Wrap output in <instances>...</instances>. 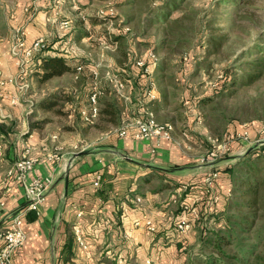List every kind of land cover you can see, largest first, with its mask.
Wrapping results in <instances>:
<instances>
[{"label":"rangeland","instance_id":"374dc122","mask_svg":"<svg viewBox=\"0 0 264 264\" xmlns=\"http://www.w3.org/2000/svg\"><path fill=\"white\" fill-rule=\"evenodd\" d=\"M20 1L0 0V54L7 46L5 53L8 52L13 64L10 51L18 33L23 31L29 42L27 24L34 22L36 27L42 24L44 30L38 37L44 38L50 54H63L69 59L86 55L84 58L95 64L97 77L92 78V82L102 93L99 96L102 109L105 94L117 105L114 84L109 82L116 73L112 68L115 59L130 70L132 61L145 59L151 51L157 66L150 76L158 71L155 77H160V81L157 80L160 92L159 89L157 92L164 94L167 101L162 124L171 127V137L193 156L195 164L212 148L226 143L238 130L252 132L243 148L235 150L226 144L220 154L218 160L224 161L230 160L228 155L238 156L226 167L230 190L224 212L221 211L214 221L205 219L206 213L199 212L196 219L199 223L196 221L193 231L195 240L186 249V262L189 264L192 259L193 264H205L212 252L210 246L206 248L201 243L205 233L209 237L213 233L229 234L232 250L240 243L257 245V250H264V157L247 153L249 148L264 142V71L251 82L241 84L239 80L244 69L250 70L257 58L252 52L254 47L264 39V0H184L167 17L161 14L162 0H30L29 4ZM38 15L44 17L43 23L37 19ZM103 15L112 18L89 27L88 17ZM159 15L163 17L158 18ZM176 19L179 22L172 24ZM81 33H89L90 40L86 39L79 46L77 37ZM117 33L122 35L117 48L108 47L109 38ZM63 42L66 44L61 45ZM125 53H128V60H125ZM35 58L24 68L21 81L26 88L18 95L28 117L32 122L47 118L48 125L63 127L66 131L72 120L78 125L84 124L78 113L69 118L70 110H65L70 101L71 105L79 102L77 96H69V93L75 90L80 96L81 82L72 74L64 80L54 77L40 83L34 72ZM84 71L85 68L79 77ZM15 74L16 71L12 76ZM217 90L223 94L216 95ZM28 94L29 102L24 100ZM52 94L54 96L50 97ZM47 97L50 103H55L56 109L66 114L38 106ZM105 119L103 116L93 125L84 124L80 128L83 137L94 139L101 132H107ZM89 126L95 127L89 129ZM261 148L264 145L259 146Z\"/></svg>","mask_w":264,"mask_h":264},{"label":"crops","instance_id":"0c3cea01","mask_svg":"<svg viewBox=\"0 0 264 264\" xmlns=\"http://www.w3.org/2000/svg\"><path fill=\"white\" fill-rule=\"evenodd\" d=\"M20 2L29 4L30 0ZM38 18L43 23L44 17L38 15ZM36 26L34 22L26 26L29 41L43 33L44 26ZM86 39L89 41L90 37L82 38L78 45L84 44ZM108 47L117 48L110 44ZM7 49V46L3 47L0 54V80H7L16 71L8 52L5 53ZM44 56H60L72 65H75V60L84 59L82 66L85 71L78 80L82 85L94 84L92 73L97 67L90 59L84 58L86 55L69 59L63 54L46 51L41 55ZM122 65L115 59L114 72H119ZM157 72L155 70L153 77H147L134 64L131 65L123 91L115 94L118 124L113 126L104 121L108 124L107 132H101L94 139L83 137L80 128L85 123L78 125L73 120L67 131L48 124L40 129H31L25 106L9 103V97L19 95L16 89L11 84L0 86V129L6 131L0 134V202L4 203L0 207V229L7 226L8 214L26 205L22 186L8 174L25 150L36 159L30 177H48L52 181L38 211H27L24 216L26 239L22 247L12 254V264H187L186 249L195 240L193 231L199 221H193L183 213L178 201L173 199L189 203L193 197H198L201 200L199 212L202 215L206 213L205 219H218L229 196L230 175L226 167L232 160H218L202 166L198 162L195 164L193 156L184 151L174 138L162 141L152 153L154 140H134L133 129H129L125 137L118 136L117 129L135 117L149 116L163 123L162 116L166 114L162 113L167 101L164 94L157 92L158 89L160 92L157 84L160 77H155ZM72 74L64 73L60 79ZM150 81L156 87L152 100L144 93ZM70 92L73 97H79V92ZM29 98L30 94L24 100L29 102ZM65 109L70 110L69 118L78 111L76 103L66 104ZM93 127L89 126V129ZM231 146L236 150L243 148L245 143L236 141ZM81 151L86 153L79 155ZM54 152L61 156L60 159H49ZM210 170L218 172L212 190L218 197V203L209 207L203 204L208 196L203 191L202 179ZM97 176H100V181L94 186ZM136 197L141 198L139 205L134 203ZM79 211L82 214L77 218ZM143 217L154 222V233L143 227L140 222ZM180 219L191 224L185 235L174 230V223ZM76 222L80 224V239L85 248L80 246L73 233L72 227ZM137 222H140L138 226ZM191 261L189 264H193Z\"/></svg>","mask_w":264,"mask_h":264},{"label":"built area","instance_id":"2783aa9c","mask_svg":"<svg viewBox=\"0 0 264 264\" xmlns=\"http://www.w3.org/2000/svg\"><path fill=\"white\" fill-rule=\"evenodd\" d=\"M28 9L25 7L24 11ZM47 51L46 43L43 37L35 38L31 41H27L25 33L22 31L18 33V36L15 38L14 45L11 48L10 55L13 57L14 66L16 69V74L11 76L7 80L0 82V86L5 84H11L18 94H22L25 91L26 84L21 80L24 76V68L28 65V62L32 61L36 56L35 60ZM155 54L151 51H148L145 59H137L134 65L142 71L147 77H151V72L156 68ZM83 69L82 65H76L75 80L79 79V75ZM93 78L97 77V71H93ZM111 83L114 84L115 92L119 95L124 89V83L113 77L110 78ZM93 91L88 96L86 104L80 108L79 115L81 120L87 125H93L98 119L99 104L98 98L101 94V91L93 85ZM156 92L155 83L153 81L149 82L148 87L145 88V96L148 99H154ZM9 103L12 106L20 105L19 96L9 97ZM133 129L132 138L137 141H149L154 140L155 144L152 153L155 152V148L159 147L162 141H170L171 137V127L168 124H161L154 121L152 118L143 119L141 117L132 118L131 121L123 123L119 129H117V134L119 137H125L128 135V130ZM262 131H258L261 133ZM250 134L249 129H240L235 134L230 136L226 143L218 144L217 147L212 148L207 154L200 157L198 163L202 166L211 165L218 161L220 154L224 152L225 145L233 141H242L246 143L249 141ZM213 143L216 140L212 141ZM264 142L261 141L257 145L256 156L264 157V148L259 149V146H263ZM60 155L56 152L49 155V159L58 160ZM36 164V159L29 156V151L25 150L22 156L16 160L12 167L9 169L8 174L15 178V181L18 182L23 188L24 197L26 200V205L23 209L18 210L14 213L7 215V226L3 229H0V264H12V254L17 249L21 248L25 242L26 235L23 230L24 216L27 211L37 212L39 207L44 203L46 195L51 187L52 181L48 177H30L34 166ZM218 179V172L216 170H210L206 172L202 179V187L204 193L208 196L207 200L203 202L205 206H213L218 203V197L212 193L213 186ZM100 181V176L96 177L94 186H97ZM177 202L183 213L191 217L193 221H196L199 217V207L201 205V200L198 197H193L191 202L186 203L184 201H179L178 199H173ZM134 203L139 205L141 203V198H134ZM4 203L0 202V207H3ZM125 211V210H124ZM82 212L77 213V218L81 216ZM144 228L147 231L154 233L156 231V226L154 222L147 218L143 217L140 221ZM140 222H137L138 226ZM190 229V222L184 219L177 220L174 223V230L180 234L185 235ZM73 233L76 236L77 241L79 242L82 248H85L81 239H80V224L76 222L72 227Z\"/></svg>","mask_w":264,"mask_h":264},{"label":"trees","instance_id":"16d2710c","mask_svg":"<svg viewBox=\"0 0 264 264\" xmlns=\"http://www.w3.org/2000/svg\"><path fill=\"white\" fill-rule=\"evenodd\" d=\"M129 1V0H128ZM162 4L160 5L162 8V15L167 17L174 9H176L181 2L184 0H162ZM132 2H136V0H132ZM220 2H228V0H220ZM130 3V2H129ZM163 16L159 15L158 18H162ZM111 16L103 15V16H96V17H88L87 21L89 23V27H94L98 22L99 24H104L111 19ZM179 19L173 20L171 23H178ZM84 27V23H83ZM88 29V27H85ZM88 34V35H87ZM122 35L113 34V37L109 38L108 44L110 45H116L117 42L120 40ZM89 33H84L79 35L78 41H80L82 38H89ZM107 40V39H106ZM261 43V44H260ZM260 45H256L254 47L253 55L257 56L255 61L252 63V66L250 67V70L243 71L242 76L240 77L241 84L251 82L252 80L258 78L261 73L264 71V39L262 42H260ZM125 60H128V53H125ZM75 65H72L67 59L60 57V56H52V57H38L36 59L35 63V74L40 83H44L49 79H52L54 77H60L64 73H74L76 65H84V59H78L75 60ZM134 61H132L129 64V68L131 69V65H133ZM120 71L117 73H114L112 75L113 77L121 80L123 83H125L126 80L129 79L130 70H128V67H125L124 64L120 66ZM124 70V71H123ZM232 84H235L233 81ZM94 86L90 83H84L81 86V95L78 97L79 102H76V108L77 113L79 114L80 108H82L87 101V97L92 93ZM221 89V88H220ZM219 89V90H220ZM219 90H217L216 95L223 94L219 93ZM114 95L116 94L115 90L113 89ZM228 92V91H227ZM230 93V91H229ZM63 94H68L63 92ZM52 94L50 97H53ZM69 96H72L71 93H69ZM67 96V98H69ZM73 97V96H72ZM102 98V97H101ZM101 98H98V104L101 101ZM104 99V105L102 109L99 106V112H98V119L105 116V119L107 122L113 125L118 124V108L116 107L115 100L112 99L109 95L105 94L103 96ZM84 100V102H83ZM80 102L84 103L83 105ZM209 102V101H207ZM72 101L69 102L71 104ZM74 105V104H72ZM38 106H40L43 109L46 110H54L57 114H66V111L64 110H58L56 109L55 103H50V100L47 98L42 99ZM55 108V109H54ZM79 108V109H78ZM69 111V109H65ZM29 127L31 129H40L46 124H48L49 120L47 118L41 119L38 121H31V118H29ZM103 120V121H105ZM98 126V125H97ZM3 129H0V134L4 133ZM250 152H253L256 156V147L249 148ZM238 159V158H237ZM234 159V160H237ZM208 233H205L202 235L201 243L208 248L210 246L211 253L209 256H207L206 260L204 261L205 264H264V250H257V245H248L245 246L244 244H239L235 250L230 249L231 248V238L229 234L226 235H220L218 233H213L211 237L207 235ZM208 236V237H207ZM213 236V237H212ZM201 256V255H200ZM203 258V257H202ZM203 264V263H202Z\"/></svg>","mask_w":264,"mask_h":264},{"label":"water","instance_id":"95a60500","mask_svg":"<svg viewBox=\"0 0 264 264\" xmlns=\"http://www.w3.org/2000/svg\"><path fill=\"white\" fill-rule=\"evenodd\" d=\"M249 151H250V149H249ZM85 153H86V151H81L78 154L80 155V154H85ZM237 158H238V156L229 157L230 160H234V159H237Z\"/></svg>","mask_w":264,"mask_h":264}]
</instances>
